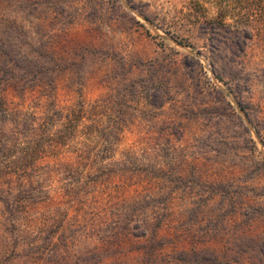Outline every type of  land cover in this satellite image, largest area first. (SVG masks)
Segmentation results:
<instances>
[{
    "label": "rangeland",
    "instance_id": "374dc122",
    "mask_svg": "<svg viewBox=\"0 0 264 264\" xmlns=\"http://www.w3.org/2000/svg\"><path fill=\"white\" fill-rule=\"evenodd\" d=\"M222 9L227 25L217 28L214 19ZM3 22L13 43L34 51L55 79L49 94L35 89L22 98L0 87L15 119L42 118L49 102L63 112L83 104V123L92 127L119 113L123 132L112 159L130 149L145 165L161 163L185 177L193 168L203 177V185L176 192L165 235H178L167 242L161 264H195L194 248L208 259L203 264H264V0H0V32ZM198 64V79L221 89L224 104L215 100L223 95L204 96L198 105L214 106L206 111L213 114L195 119L186 113L183 134L164 135L172 105L151 108L143 96L132 101L131 85L141 80L149 86L156 70L160 76L179 69L195 78ZM189 109L195 112L193 102ZM87 130L63 136L38 161L45 193L25 204L19 172L8 170L9 159L0 151V264H95L90 258L142 264L141 243L111 235L120 234L118 201L130 199L147 179L136 173L125 185L112 172L94 182L75 174L79 181H72L64 163L79 148L93 146L97 138ZM173 155L180 158L177 164ZM8 203H16L13 214ZM51 213L56 224L67 226L58 238L51 236ZM181 250L185 261L177 262L173 257Z\"/></svg>",
    "mask_w": 264,
    "mask_h": 264
},
{
    "label": "trees",
    "instance_id": "16d2710c",
    "mask_svg": "<svg viewBox=\"0 0 264 264\" xmlns=\"http://www.w3.org/2000/svg\"><path fill=\"white\" fill-rule=\"evenodd\" d=\"M226 18V11L219 10L214 19L215 26L225 28L227 25ZM6 25L8 24H5V22L1 24L2 30L0 32V87L10 88L21 98L28 91L35 89L49 94L55 88L53 71L50 70L48 65H44L45 62L41 57L34 56V51L22 50L14 44L12 37L7 36L6 28L8 26L6 27ZM9 25L12 26V24ZM198 65L200 69L197 72V74L199 73L196 76L197 79L203 73L201 65ZM154 66L157 67V65ZM213 69L215 68L213 67ZM156 71L154 75L151 74L148 80L149 86L141 80L133 83L129 96L132 101H136L143 96L146 105L155 109H163L165 104L172 105L174 113L170 119L165 121L164 135L180 136L181 132L183 134L185 128L183 122L189 118L186 113H190V116L197 119V116H201L199 114L206 112L207 109H216L212 105L210 107L207 104L201 107V104L198 105L204 96L223 95V98L214 99L217 100V103L224 104V93L214 84L206 83L200 79L196 81V77H191L179 69H174L173 73L170 69L169 73L160 76L157 75ZM152 72L153 70L150 71V73ZM158 77L162 78L164 82L160 80L157 81L158 84L155 83ZM173 77H176V79L181 77L183 82L177 83ZM216 79L221 81L220 76ZM160 83L165 84V86ZM189 101L193 102L195 112L194 109H189ZM0 107L2 109L0 121L4 127L0 130V151L3 150L5 158L9 159L10 166L8 170H12V167L15 168V172L18 171L19 177H21L18 189H20L19 194L23 203L20 204L35 200L37 195L40 196V194L45 193V189L42 187L45 181L41 180L39 173L37 175L38 161L44 160L47 157L46 152L53 150L55 148L54 144H60L58 140H61L63 136L64 138L73 136L80 127H87V131L94 133L97 139H95L93 146L79 148L68 161H65V172L72 178V181L75 180L76 182L79 179L73 177L75 174L77 176L84 175V179L93 178L92 182H94L99 179H106L109 173L114 172L120 180H124L123 183H127L125 185L133 183L134 174L139 173L140 177V174L144 173V179H147L144 187L142 182L138 184L137 181L136 186H139L137 187L139 191L130 199L125 197L118 201L122 207L121 214H119L121 221L120 234L114 232L111 239L122 237L123 240L141 243L142 247L139 250L142 252V264L162 263L161 255L167 248V242L173 243L174 238H177L178 235L177 230H174L171 236L165 235V229L168 227L169 222L168 218L173 212L172 207L176 199V192L183 195L180 189L181 186L188 185L192 189L194 186H199V184L203 185L204 183L202 184L201 181L204 179L200 174L197 175L196 171L190 168V171L186 173L188 177H185V174L181 175L178 171L168 173L161 163L154 166L145 165L144 161L138 159L137 153L130 149L124 153L121 159H112L117 148L115 144L120 140V134L123 132V127L119 125L124 121L120 118L122 114L118 113L116 119L114 117L109 118L104 125L101 123L95 125L96 122H94L95 127H92L83 123L87 120L84 116L83 104L76 109L71 108L63 112V110H58L54 103L49 102L46 110L49 113H43L42 118L22 114V116H17L16 119L13 117L10 103L8 101L4 102L2 97L0 98ZM240 108L244 111V107L240 106ZM149 114L146 115L149 116ZM210 114L213 113L206 112L207 116ZM171 148L175 149L176 147L172 146ZM16 154H18L17 157ZM93 156L98 160L87 161ZM179 161V156L173 155L172 164H177ZM165 183L171 185V190L165 189ZM73 184L75 183H72L71 186H74ZM149 187H152V189H148ZM9 204L7 211L13 214L17 210L14 207L16 203ZM48 219L51 220L50 227L55 225L51 236H57L56 238L59 234L63 236V229L67 227L64 226L65 223L60 220L56 224V215L52 213ZM61 242V245L66 247L65 240ZM197 251L196 248L191 250V261L195 264L208 262L202 252ZM185 254L186 251L181 250L173 258L177 262H183L185 261V258H183ZM92 257H96L95 252H92ZM90 259L94 260L95 264H108L107 261L100 258Z\"/></svg>",
    "mask_w": 264,
    "mask_h": 264
}]
</instances>
